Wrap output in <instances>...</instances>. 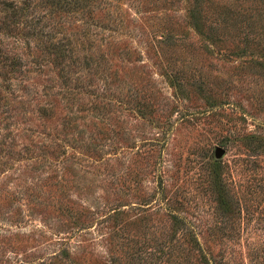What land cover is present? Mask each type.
I'll use <instances>...</instances> for the list:
<instances>
[{
	"label": "rangeland",
	"instance_id": "obj_1",
	"mask_svg": "<svg viewBox=\"0 0 264 264\" xmlns=\"http://www.w3.org/2000/svg\"><path fill=\"white\" fill-rule=\"evenodd\" d=\"M204 251L264 264L263 0H0V264Z\"/></svg>",
	"mask_w": 264,
	"mask_h": 264
},
{
	"label": "trees",
	"instance_id": "obj_2",
	"mask_svg": "<svg viewBox=\"0 0 264 264\" xmlns=\"http://www.w3.org/2000/svg\"><path fill=\"white\" fill-rule=\"evenodd\" d=\"M263 6H264V0H263ZM204 254V255H203ZM209 252H207V251H204V252H202V254L201 255H203V257H202V259H203V261L205 262V263H207V264H211V263H215V261L216 260H214V257L212 256H209ZM201 262V263H203V264H205L204 262Z\"/></svg>",
	"mask_w": 264,
	"mask_h": 264
}]
</instances>
